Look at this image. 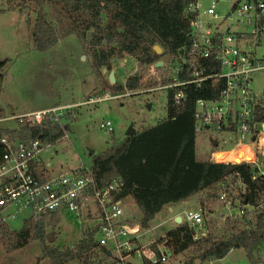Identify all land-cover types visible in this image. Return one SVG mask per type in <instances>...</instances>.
Wrapping results in <instances>:
<instances>
[{"label":"built area","instance_id":"2783aa9c","mask_svg":"<svg viewBox=\"0 0 264 264\" xmlns=\"http://www.w3.org/2000/svg\"><path fill=\"white\" fill-rule=\"evenodd\" d=\"M186 13L193 19L190 43L174 53L163 54V48L158 53L154 47L156 53L163 56L144 65L147 73L146 76L140 74L141 82L149 87L147 93H164L167 105L171 95L176 107L185 104L189 87L202 89L211 85L210 91H217V96L200 97L195 102V131L197 134L217 133L221 136L216 146L224 143L232 147L213 151L210 160L219 162L215 158L219 151L251 146L252 161L225 163L249 164L255 178L264 181V121L256 117L264 106V96H257L253 86L254 77L264 73V0H211L204 9L199 0H194ZM137 73H140L138 67L130 76ZM122 96L121 93L106 94L103 99ZM103 99L92 98L91 101ZM70 113H73L70 105H57L3 115L0 122L15 121V128H9L12 130L24 124H56L64 131L58 143L69 137L66 118ZM100 129L112 132V123L102 122ZM54 143L41 138L27 141L11 135L0 138L3 148L0 218L4 222L25 212L29 216L24 222L68 211L79 219L85 215L84 221L97 222L94 227H97V250L105 264H166L175 256L166 234L145 241L150 223L144 224L142 218L139 222L129 214L126 202L131 198H116L124 187L122 179L100 188L92 166L83 162L66 171L54 172L51 163L44 162L43 158L44 153L51 152ZM218 188L225 222L252 218L264 211V192L257 204L243 200L247 186L239 173L226 177ZM182 224L192 229L195 240L211 232L202 209H189Z\"/></svg>","mask_w":264,"mask_h":264},{"label":"trees","instance_id":"16d2710c","mask_svg":"<svg viewBox=\"0 0 264 264\" xmlns=\"http://www.w3.org/2000/svg\"><path fill=\"white\" fill-rule=\"evenodd\" d=\"M7 1L10 9L18 7L19 11L30 3L36 5V18L31 28L36 50H49L60 40L75 34L91 55L93 71L99 78L103 77L104 69L112 70L113 61L125 55L144 66L190 43L193 19L186 13V8L194 0ZM46 5L56 14L59 28L47 19ZM156 45L163 48L162 55L156 53ZM3 66L4 62H1L0 69ZM2 78L0 72V85ZM141 78L137 73L128 77L125 84L116 81L103 85L111 87L114 94H120L139 89ZM210 87L208 84L202 89L189 87L186 102L181 107L175 106L170 95L165 119L92 155L91 166L98 187L105 188L114 180L122 179L124 187L116 198H131L139 208L144 224L150 223L164 206L215 189L226 177L236 173L247 186L243 200L257 204L261 199L264 181L255 178L251 165L197 158L195 102L200 97L217 96V91L212 93ZM3 115L4 112L0 111V116ZM68 116L71 117V113ZM256 117L264 121V106L257 111ZM70 125H66L68 130H71ZM3 135L27 141L41 138L53 143L64 135V131L56 124L45 122L42 125L24 124L15 130L0 128V138ZM2 151L0 144V154ZM214 195L219 198L220 188ZM59 221L57 212L50 217L42 215L25 221L20 230L14 231L0 218V244L15 251L38 241L43 244L44 255L52 264H68L74 260L83 264H100L104 261H95L96 256H101L97 250V227L85 231L83 238L73 246L50 245L48 222L55 228ZM223 224L221 232H210L207 237L197 240L187 224L175 228L167 236L175 255L194 248L199 259L213 261L225 258L234 249H243L249 264H264V211L252 218L228 219Z\"/></svg>","mask_w":264,"mask_h":264},{"label":"rangeland","instance_id":"374dc122","mask_svg":"<svg viewBox=\"0 0 264 264\" xmlns=\"http://www.w3.org/2000/svg\"><path fill=\"white\" fill-rule=\"evenodd\" d=\"M199 2L204 9L211 0H199ZM225 6L227 7L228 4ZM44 10L47 19L59 28L53 9L46 5ZM35 18L34 3L28 4L23 11H19L18 7L10 9L7 0H0V63L4 62V66L0 69L3 76L0 85V111L7 116L57 105L71 106L73 113L71 117L66 118V122L71 124L69 137L62 142H55L51 152L43 154L44 162H50L54 172L66 171L82 162L91 166L92 155L122 142L131 126L139 132L166 118V95L160 91L147 93L149 87L145 85L146 82H142L137 90H126L121 93L122 97L103 99L106 94L117 95L113 93L111 87L105 88L103 85L105 82L112 84L109 81L111 70L103 72L102 78L97 77L92 68V57L85 51L77 35L72 34L60 40L49 50H36L31 35ZM137 67L140 74L146 76L147 69L140 66L139 62L130 55H125L113 61L112 70L116 73L117 82L125 84L126 79ZM253 86L256 95L263 97L264 73L254 77ZM92 98L103 100L91 101ZM149 104L152 107L149 108ZM107 121L112 123V132L100 129V124ZM15 126V121L0 122V128H15ZM220 136L214 132L197 134L199 160L210 158L215 150L231 149L232 145L229 144L220 143L216 146ZM90 150H94L92 155ZM224 153L217 155L218 160H221ZM217 188L218 186L187 200L164 206L150 221L145 241L168 235L170 231L183 225L182 220L177 222L176 217L185 219L186 212L192 208L202 209L211 232L216 234L221 232L225 223L222 216L224 208L218 201L219 198L214 195ZM126 203L129 214L140 222L142 215L137 205L130 199ZM28 216L29 213L25 212L16 219H7L6 223L11 230L18 231L23 227L24 220ZM84 220L85 215L79 219L68 211H62L57 227L52 228L48 222V230L51 233L50 245L64 248L77 244L83 238V233L93 229L97 224L91 219L89 222ZM43 247V244L36 241L18 250L10 251L0 244V264H52L50 259L45 257ZM101 260V256H96V263ZM68 264L83 263L74 260ZM166 264H249V262L243 249H234L223 259L202 261L198 258L197 250L190 248L176 254Z\"/></svg>","mask_w":264,"mask_h":264},{"label":"bare ground","instance_id":"6f19581e","mask_svg":"<svg viewBox=\"0 0 264 264\" xmlns=\"http://www.w3.org/2000/svg\"><path fill=\"white\" fill-rule=\"evenodd\" d=\"M219 153H224L223 152H217L215 155L216 160H218L217 155ZM242 160H246V161H252L253 157H252V151L250 149L249 146H244L242 148H239L237 150H230V151H225V153L222 155L221 162H242Z\"/></svg>","mask_w":264,"mask_h":264},{"label":"water","instance_id":"95a60500","mask_svg":"<svg viewBox=\"0 0 264 264\" xmlns=\"http://www.w3.org/2000/svg\"><path fill=\"white\" fill-rule=\"evenodd\" d=\"M92 35V32L89 33V37H91ZM156 50L158 53L161 52V47L159 45H156L155 46ZM161 63L158 64V66H160ZM103 72H107V69H104ZM109 81L112 83V84H115L116 83V75H115V71L111 70L110 73H109ZM148 107H152L151 104L148 105ZM137 133V131L134 129L133 126H131L129 128V130L127 131V136H133ZM94 153V150H90V155H92ZM182 218L180 216L177 217V222H181ZM51 240V239H50Z\"/></svg>","mask_w":264,"mask_h":264},{"label":"crops","instance_id":"0c3cea01","mask_svg":"<svg viewBox=\"0 0 264 264\" xmlns=\"http://www.w3.org/2000/svg\"><path fill=\"white\" fill-rule=\"evenodd\" d=\"M115 75H116V73H115ZM116 81H117V78H116ZM220 152V151H219ZM197 153H198V148H197ZM207 159V158H206ZM206 159H203V160H206ZM210 158H208L207 160H209ZM130 200H132V199H130ZM132 202L135 204V202L132 200ZM132 205V204H131ZM193 209V208H192ZM196 210H198V209H196ZM177 218V217H176Z\"/></svg>","mask_w":264,"mask_h":264}]
</instances>
